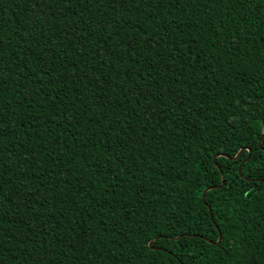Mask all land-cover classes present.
Segmentation results:
<instances>
[{
	"label": "trees",
	"instance_id": "1",
	"mask_svg": "<svg viewBox=\"0 0 264 264\" xmlns=\"http://www.w3.org/2000/svg\"><path fill=\"white\" fill-rule=\"evenodd\" d=\"M263 120L264 0H0V264H264Z\"/></svg>",
	"mask_w": 264,
	"mask_h": 264
},
{
	"label": "water",
	"instance_id": "2",
	"mask_svg": "<svg viewBox=\"0 0 264 264\" xmlns=\"http://www.w3.org/2000/svg\"><path fill=\"white\" fill-rule=\"evenodd\" d=\"M262 126H264V120L262 121ZM263 131H264V127H263ZM262 138H263V133H262V136H261V138H260V140H259V143H258V145H259V147H261V140H262ZM249 157H250V151H249V155H248V157H247V159L244 161V162H246L248 159H249ZM237 158V156L235 157V159ZM216 188H218V187H210V188H207L204 192H203V195H202V200L204 201V197H205V194H206V192H208V191H210V190H213V189H216ZM209 210H210V208H208ZM210 217L212 218V214H210ZM220 235H219V238H218V240H220Z\"/></svg>",
	"mask_w": 264,
	"mask_h": 264
}]
</instances>
